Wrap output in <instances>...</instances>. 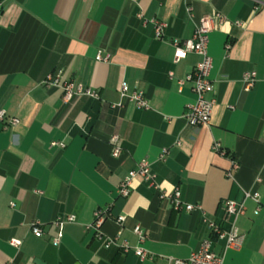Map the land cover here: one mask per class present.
<instances>
[{"label":"crops","instance_id":"0c3cea01","mask_svg":"<svg viewBox=\"0 0 264 264\" xmlns=\"http://www.w3.org/2000/svg\"><path fill=\"white\" fill-rule=\"evenodd\" d=\"M0 3V111L6 121L19 120L7 128L0 122V264H168L169 258H189L210 237L202 213L175 209L139 178L129 197L117 194L141 160L151 164L161 191L178 190L183 203L200 205L215 222L223 218V201L257 194L262 209L245 200V213L236 219L242 247L228 250L224 264H264V0ZM206 18L213 19L207 50L214 94L208 97L215 105L209 125L192 128L184 114L196 96L187 78L202 58L190 53L174 63L172 43L190 39ZM154 21L166 23L161 39ZM98 52L108 61H97ZM251 71L255 83L245 90L242 77ZM48 75L79 82L99 98L64 103L60 88L43 85ZM122 83L142 91L150 108L127 100L117 106ZM113 135L120 157L112 155ZM215 142L223 154L213 151ZM97 210L108 217L104 238L116 239L109 248L89 227ZM70 215L75 222L64 225L53 246L55 220ZM118 217L124 218L120 227ZM35 223L42 236L33 234ZM136 226L146 235L143 244ZM11 239L21 245L11 246ZM123 242L142 247L148 257L123 252ZM222 248L219 241L213 247L218 254Z\"/></svg>","mask_w":264,"mask_h":264},{"label":"built area","instance_id":"2783aa9c","mask_svg":"<svg viewBox=\"0 0 264 264\" xmlns=\"http://www.w3.org/2000/svg\"><path fill=\"white\" fill-rule=\"evenodd\" d=\"M187 2L201 1V0H185ZM2 10V4L0 3V13ZM192 9L188 7L190 12ZM218 22H222L223 18L217 16ZM213 19H203L197 26L193 36L187 40H174L172 46L174 48L173 61L177 63L186 58L190 53L201 56V61L195 66L192 74L187 78L193 83V92L196 96L195 102L188 106L184 118L189 127L199 128L207 126L210 123L213 107L215 105L214 98H209V95L214 94V85L210 79V73L212 70V59L208 55V43H209V32L212 29ZM154 35L155 38L161 39L163 36L166 23L160 21H154ZM96 60L100 62H107L108 57H102L100 52L96 55ZM256 74L255 72H246L243 74L242 82L245 90H250L255 83ZM180 85L183 82H179ZM43 85L46 87H57L63 91L62 100L64 103L70 102L73 98L79 96H87L91 98H99V95L90 88L84 87L79 82L67 81L60 83L58 77L48 75L43 81ZM120 102L117 106H121L124 100L132 102L138 109L147 110L150 108L149 102L142 91L134 90L130 91L126 83H122L119 90ZM0 122L4 124L5 128L15 127L19 124V120L11 118L6 121V114L4 111H0ZM112 145V155L114 157H120L122 154V148L119 146V137L113 135L110 138ZM179 143L177 142V145ZM51 146L64 147V144L52 142ZM212 149L214 152L223 154L219 143H213ZM166 151H163L161 158L163 159ZM233 168L237 169L238 164L233 162ZM141 179L148 184L149 187L159 192L160 199H167L177 210H185L186 212L198 211L203 215V222L207 225L210 231V237L205 239L200 248L190 255L187 259H176L169 258L168 264H224L225 254L228 250H239L242 247L244 236L240 233L236 219L245 213V200L251 199L257 204L256 211L262 209L259 197L257 194L245 192L243 199L241 200H225L222 202L223 218L219 222L209 220L205 217L202 208L198 204H185L181 200V194L176 190L173 194L168 195L159 189L156 182V175L151 170V164L147 160H141L135 170L128 172L121 180L117 194L119 197H129L132 189V184L136 179ZM107 216L101 210H97L94 213V221L89 226L95 232V239L102 242L105 248L115 244V238H104L101 227ZM75 222V217L70 215L65 218H58L54 222V226L58 228L57 235L52 239L53 246H58L62 238V229L65 224ZM124 222L123 217H118L116 223L118 226H122ZM31 230L35 236H42L43 230L39 224L35 223L31 226ZM134 234L138 238L139 244H143L146 240V235L140 226H136L133 229ZM120 235L118 232L117 236ZM222 242L223 248L222 253L218 254L214 251L213 247L216 242ZM9 244L15 248L21 245V241L17 239H11ZM119 248L127 253L133 251L134 254L140 259L144 260L148 257V252L142 247H135L131 249L130 246L123 242Z\"/></svg>","mask_w":264,"mask_h":264},{"label":"water","instance_id":"95a60500","mask_svg":"<svg viewBox=\"0 0 264 264\" xmlns=\"http://www.w3.org/2000/svg\"><path fill=\"white\" fill-rule=\"evenodd\" d=\"M34 263H35V264H46L45 262H43V261H41V260H39V259H35V260H34ZM75 264H77V263H75Z\"/></svg>","mask_w":264,"mask_h":264}]
</instances>
